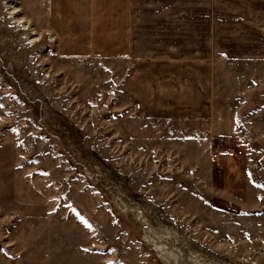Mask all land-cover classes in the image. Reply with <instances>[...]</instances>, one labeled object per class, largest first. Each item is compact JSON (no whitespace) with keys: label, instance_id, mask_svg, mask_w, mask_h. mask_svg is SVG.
<instances>
[{"label":"rangeland","instance_id":"374dc122","mask_svg":"<svg viewBox=\"0 0 264 264\" xmlns=\"http://www.w3.org/2000/svg\"><path fill=\"white\" fill-rule=\"evenodd\" d=\"M110 5L0 0V264H264V144L244 147L262 161L241 205L212 184L233 137L137 116L130 65L62 48L58 20L75 29L74 10L92 11L98 43ZM219 70L231 88L259 73L242 87L258 90L247 122L264 137V63Z\"/></svg>","mask_w":264,"mask_h":264},{"label":"crops","instance_id":"0c3cea01","mask_svg":"<svg viewBox=\"0 0 264 264\" xmlns=\"http://www.w3.org/2000/svg\"><path fill=\"white\" fill-rule=\"evenodd\" d=\"M107 1L111 5L101 41L97 43L98 31L91 25L92 11L81 18L83 11L77 8L75 29L69 21L58 20L61 37L66 38L62 48L99 51L130 65L128 100L137 116L202 123L207 139L233 137L242 147L214 159L219 175L213 173L212 188L230 193L241 205L249 201L253 171L262 156L244 147L264 144V137H255L247 122L259 108L252 101L258 90H244L242 81L249 79L257 88L259 73L247 78L238 73L234 80L240 85L231 88L221 84L219 66L264 63V0ZM70 11L61 12L69 18Z\"/></svg>","mask_w":264,"mask_h":264},{"label":"built area","instance_id":"2783aa9c","mask_svg":"<svg viewBox=\"0 0 264 264\" xmlns=\"http://www.w3.org/2000/svg\"><path fill=\"white\" fill-rule=\"evenodd\" d=\"M223 139L221 138H217L216 139V142H221V145H219L217 148H216V153L214 154V158H216L218 155H219V152H225L227 151V148L226 146L222 143ZM223 145V146H222Z\"/></svg>","mask_w":264,"mask_h":264},{"label":"bare ground","instance_id":"6f19581e","mask_svg":"<svg viewBox=\"0 0 264 264\" xmlns=\"http://www.w3.org/2000/svg\"><path fill=\"white\" fill-rule=\"evenodd\" d=\"M12 9H14V8H12ZM13 12L16 13L17 10L14 9ZM16 22L18 23L17 25L20 24V25L22 26V29H23V30H26V29H27V26H28V25L26 24L27 21L24 22V21H22V20L19 18V19L16 20ZM32 34H33V33H32ZM33 40H34V39H33ZM35 42H36V41H35Z\"/></svg>","mask_w":264,"mask_h":264},{"label":"snow or ice","instance_id":"6c2138e0","mask_svg":"<svg viewBox=\"0 0 264 264\" xmlns=\"http://www.w3.org/2000/svg\"><path fill=\"white\" fill-rule=\"evenodd\" d=\"M81 219H83V218H81ZM85 223H87V222L85 221ZM89 227H90V225H89Z\"/></svg>","mask_w":264,"mask_h":264}]
</instances>
